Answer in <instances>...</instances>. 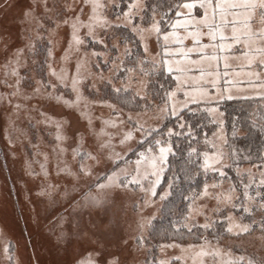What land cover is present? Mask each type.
<instances>
[{
	"label": "snow or ice",
	"instance_id": "obj_1",
	"mask_svg": "<svg viewBox=\"0 0 264 264\" xmlns=\"http://www.w3.org/2000/svg\"><path fill=\"white\" fill-rule=\"evenodd\" d=\"M84 2L90 5L87 19H81L83 9L75 16H64V12L69 10L71 5L58 4L56 0H53L52 9L48 7L47 0H35L33 6L24 13L26 19L35 20L36 28L41 29L44 25L36 9L42 8L45 14L55 10L54 15L71 29L65 53L72 49L73 45L78 49L83 43L80 35L83 28L87 29L86 36H91L93 39H96L97 28L105 32L109 28L117 31L127 29L130 33L112 46L116 54L104 59L105 67L99 64L104 54L93 53L97 61L92 64V67L96 71L95 73L88 71L87 75L98 77L102 82L105 88L104 96L107 98H101L100 103L107 104L115 114V118L105 120L103 123L112 127L122 126L124 124V120L120 119L122 109L117 107L122 105L124 108L132 109L126 114V118L133 126L126 131H121L120 138L115 141L113 139L115 133L107 134L108 139L99 145L101 150H107L105 167L103 171L97 172L95 179L87 185L86 189L81 190L79 200L74 202L78 204L83 201L85 205L100 206L105 202L104 194L109 190L130 189L139 190L141 193L139 202L133 201V208L138 213H143L145 208L151 206H158V210L163 211L169 198L177 189L179 181H190L201 171L207 179L209 170L219 172L220 177L223 178L224 172L221 168L225 153L223 148L214 142L215 139L223 138L224 113L219 111V102L249 99L248 96L239 94L241 89H237L238 94H232V89L240 85H243V91L251 89L254 95L264 101V0H156L152 5L145 0H130L118 14H109L114 17L111 20L104 14L105 5L101 3V0H84ZM149 13L150 19L145 20V16ZM45 18L51 19L47 16ZM142 24H146L147 27L141 26ZM153 34L156 46L160 49L155 55L149 53V42ZM115 35L116 33L113 32V36ZM133 37L138 38L143 44L142 52L132 51L130 44ZM188 37H191V47L184 45ZM203 37H207V43L204 42ZM37 38H40L39 31ZM47 43L48 46L45 48L47 55L43 63L57 83L47 80L43 83V87L53 90L57 89L58 84L67 87L69 72L63 65L59 69L52 66L50 61L53 56L52 41L49 40ZM99 43L104 44V41L101 39ZM121 45H123L122 50ZM27 48L29 53L34 55L35 41L29 40ZM105 48L107 49V45ZM23 52V48L17 50L15 59L12 60L15 67L11 68V75L18 74L17 68ZM65 58L61 57L62 60ZM230 58H234L238 63L230 64L228 62ZM221 61L224 62L225 69L223 75L220 72ZM86 67V61L77 60L75 72L71 75V88L75 93V100H64V103L78 105L83 99L78 85L85 79L82 69ZM229 69L232 71H228ZM105 70L108 73L107 76H105ZM165 74L170 78L168 88L160 84L159 91L155 90V84H159V78L164 77ZM241 76L245 79L241 80ZM153 77L157 78L155 83L152 80ZM225 77L229 79L225 80ZM117 80L120 81L118 85L115 83ZM4 83L7 84V80ZM16 84L19 85V80ZM8 86L11 87V85ZM92 86L95 87L94 84ZM18 91L17 87L9 95L15 96ZM34 91L39 92L40 86ZM96 91L99 92V89ZM48 94L51 95L50 92ZM56 99L60 100L62 97L57 96ZM192 104L197 106V110L204 105L205 107L201 110L202 118L206 116L208 120L219 126L220 137L214 133L213 140H209L206 136L203 140L202 147L210 146L212 151H201L196 146L200 143L199 134L193 125L184 119L182 110ZM15 107L19 108L20 105L16 104ZM136 108L140 111L133 115ZM189 111L195 110L189 109ZM148 113L152 114L149 117L151 122H142L143 116ZM169 117H175V124L172 126L166 123ZM249 119L253 127H258L261 132H264V105L253 112ZM60 128L61 124L57 123V141L63 138ZM137 133H139L138 139ZM232 134L234 136L237 134L235 123ZM180 141L186 143V150L181 149ZM131 143H136V146L140 148L138 153H135V149L130 146ZM117 144L125 149L123 153L115 150ZM72 151L74 155L81 157L79 171L73 175L91 176L93 169L85 165L84 160L92 159L99 164V158L85 151L80 145ZM178 152L181 153L183 163L174 167L170 163V157H176ZM128 153H135L136 159L134 161L127 159ZM230 155L235 157L236 154L233 152ZM261 160L264 161V156H261ZM233 164L236 165L237 176H242L235 159ZM41 167L44 166L41 165ZM251 182L249 180L245 183L243 179L240 180L244 189L242 193L244 203L235 202L234 185H230L226 191L215 193L217 206L213 212L219 213L223 221L222 226L226 225L223 228L226 234L237 236L249 234L256 224L255 221L251 224L237 221L229 210V206L232 209L240 207L245 213H250L257 207L256 204H253L251 208L248 206L254 200L249 191ZM260 184L264 185V180H261ZM217 186L218 184L212 185L213 188ZM209 187V184L205 182L202 191L191 190L190 195L184 197L189 201L186 210L173 212L171 208L167 209L175 217L169 221L166 230L167 237L172 241L167 247L179 248L182 253H188L192 264H264V255L258 258L254 255H234L231 248L225 251L219 246L213 247L204 235H197L201 230L215 231L216 220L202 211V205L195 206V201L201 196L210 195ZM72 191H75V188ZM257 195L260 196L259 209L264 213V196L259 193ZM199 215L204 216L203 224L196 220V216ZM154 219L155 213L148 217L138 215L137 228L140 235L135 238L138 243H144L145 230L149 232L155 230ZM259 231L261 240H264V215L259 221ZM191 238L198 239L202 243L199 245L186 243ZM214 238L218 240L219 235ZM4 253L8 264H14L15 257L12 255L11 243L5 245ZM90 257L91 254L88 259L81 260L79 264H95ZM108 264H116L115 259L108 261ZM159 264H165V261H160Z\"/></svg>",
	"mask_w": 264,
	"mask_h": 264
},
{
	"label": "rangeland",
	"instance_id": "obj_2",
	"mask_svg": "<svg viewBox=\"0 0 264 264\" xmlns=\"http://www.w3.org/2000/svg\"><path fill=\"white\" fill-rule=\"evenodd\" d=\"M34 2L35 0H0V264H8L4 253V247L8 243L12 245L14 264H79L81 260L88 259L90 254L95 264H108V261L113 259L116 264H159L160 261H165V264H192L188 253H182L179 248L167 247L172 241L161 243L154 251L149 241L148 230L143 232L144 243L137 242L135 238L140 235L137 228L138 215L148 217L155 213L157 218L160 214L158 206L145 208L143 213H138L133 208V201L139 202L141 196L139 190H109L104 194L106 200L100 206L85 205L83 201L78 204L74 202L79 200L81 190L86 189L95 179L97 172L103 171L105 167L107 150H101L99 145L108 139L107 134L115 133L113 137L115 141L120 138L121 131L133 126L126 118L130 110L123 109L120 105L117 107L122 109L120 119L124 120V124L112 127L103 123L105 120L115 118V114L107 104L100 103L101 98H105L102 93V82L98 77L87 75L88 71L92 73L96 71L92 67L97 61L93 53L104 54L99 64L105 67L104 59L115 56L112 46L121 38L115 29L109 28L105 32L97 28L96 39H93L86 36L87 29L83 28L80 32L83 43L78 49L73 45V48L65 53L71 34L70 27L54 15L55 10L45 14L42 8H37V15L44 25L43 28L37 29L36 21L26 19L24 15ZM56 2L71 5V8L64 12L66 17L75 16L81 9H83L81 19H87L90 13V5L85 4L84 0ZM47 3L52 9L53 0H47ZM101 3L105 5L103 11L110 20L114 17L109 14H118L120 0H101ZM141 26L147 27L146 24ZM38 31L40 38H37ZM113 32L116 33L115 36ZM101 39L104 44L99 43ZM189 39L191 37L184 42ZM29 40L36 43L34 55L30 54L27 48ZM49 40L52 41L53 56L50 58L52 66L59 69L63 65L69 72V79L66 81L68 86L58 84L55 90L43 87L47 80L57 83L43 63ZM184 45L191 47L188 44ZM21 48L24 52L20 55L18 74L11 75V68L15 67L12 60L15 59L17 50ZM122 48L123 45L121 50ZM158 51L160 49L156 46L153 34L149 42V53L155 55ZM61 57L66 58L62 60ZM77 60L87 62V67L82 69L85 79L78 85L83 99L78 105L66 104L64 100H75V93L71 88V75L75 72ZM228 62L233 65L238 63L234 58H230ZM221 63L223 66L220 64V72L223 75L224 62ZM228 71L231 72L232 69ZM107 75L105 70V76ZM224 79L227 80L229 77ZM240 79L243 80L245 77L241 76ZM5 80L7 84L4 83ZM115 83L118 85L120 81L117 80ZM38 86L40 91H34ZM17 87L19 89L17 95H9ZM237 89H241L239 92L241 95H254L251 89L243 91V85L233 88V95L238 94ZM57 96L62 99L57 100ZM16 104L20 107L16 108ZM139 111L134 110L133 115ZM219 111L222 112L220 106ZM151 115L148 113L143 116L142 122H151L149 120ZM57 123L61 124L60 134L63 138L60 141L56 139ZM214 133L220 137L219 126L207 138L213 140ZM222 134L223 138L215 139L214 142L222 147L225 153L221 168L224 177L221 178L219 172L209 170L208 173L212 174V178L207 181L210 195L201 196L195 201V206L202 205V211L215 220L220 217L219 213L213 212L217 206L215 193L226 191L230 185H234L235 202L244 203L242 197L244 189L240 180L243 179L245 183L251 180L249 191L254 200L248 206L251 208L256 204L257 207L253 209L255 211L259 209L260 202L257 193L261 195L264 188V185L260 184V181L264 180L262 175L264 161L260 164L239 166L242 176H237L235 168L237 176L235 179L227 176L229 157L225 143L227 141L225 125ZM138 137L139 133L137 139ZM77 145L100 160L99 164L92 159L84 160L85 165L93 169L91 176L73 175L78 173L81 162V157L74 155L72 151ZM130 146L137 148L136 143H131ZM115 150L121 153L125 151L118 144ZM204 150L212 151L210 146ZM130 154L128 153L126 158L134 161L136 155L130 157ZM216 184L218 186L213 188L212 185ZM73 188L75 191H72ZM229 210L237 221L246 224L253 222L245 220L237 213V209L229 206ZM196 220L200 224L205 222L203 215L196 216ZM254 221L258 226L256 225L257 228L254 231L252 229L249 234L239 236L228 234L225 238L207 240L213 247L219 246L225 251L231 248L234 255H252L254 252L258 256L264 255L262 247L264 240H261L259 231V214L255 215ZM186 243L199 245L202 241ZM177 257L181 259H176Z\"/></svg>",
	"mask_w": 264,
	"mask_h": 264
},
{
	"label": "trees",
	"instance_id": "obj_3",
	"mask_svg": "<svg viewBox=\"0 0 264 264\" xmlns=\"http://www.w3.org/2000/svg\"><path fill=\"white\" fill-rule=\"evenodd\" d=\"M121 5L117 13L120 12L121 9H124L125 6L130 2V0H120ZM156 0H146V3L149 5H152L155 3ZM171 15V14H170ZM150 19V13L149 15L145 16V20ZM139 22V21H137ZM164 27H167V25H164ZM117 35L120 36V38L129 36L130 33L127 29L117 31ZM131 49L135 52H142L143 51V45L139 42L138 38L133 37ZM153 82L157 80L156 77L152 78ZM170 83V78L167 74H165L164 77L159 78V84H155V90L159 91V85L163 84L164 88H168ZM103 96L105 94V88H102ZM162 94V92H161ZM105 97V96H104ZM107 98V97H105ZM115 102V101H114ZM261 105H264V101L260 99V97H249L247 100H222L219 102V106L224 113V120H225V130H226V137H227V143L226 148L228 152L229 157V164L226 168V173L228 177H231L232 179L237 178L236 176V165L233 164V159H235L238 162L239 166L246 165V164H253L257 163L260 164L262 162L261 156H264V132H261L258 127H253L252 121L249 119V116L259 109ZM123 109L132 110L131 108H124L122 105H120ZM204 105L200 106V110H197V106L195 104L190 105L188 108L183 109L182 113L184 116V119L188 121L193 127L196 129L197 133L199 134V141L200 143L196 145L200 148L201 151H204V148L202 147L203 140L206 137H208L209 134L214 132L218 125H216L214 122H211L205 117L202 118L201 116V110L204 108ZM189 109H193L195 111H189ZM135 110H140L139 108H136ZM258 118V117H257ZM166 123H169V126H172L175 124V117H169V120L166 121ZM235 123L237 134L234 136L232 134L233 132V124ZM180 147L182 150H186V143L183 141H180ZM140 151V148L135 149V153H138ZM235 153V157H232L230 153ZM135 153H131L130 157L133 155H136ZM195 159V157L193 158ZM170 163L174 167H178L180 164L183 163V158L181 156V153L178 152L176 157H170ZM195 171V168L193 169ZM212 178V174L207 173V179L203 172L199 175L194 176L192 180H183L178 182L177 189L173 192L172 196L169 198V201L167 202L165 209L163 211H160V214L157 218L153 220V224L155 226V230L149 232L148 237L149 241L152 244V248L154 251L158 248V246L163 242L171 241L166 234V230L168 229L169 221L171 219H174L175 217L171 215L168 212V208H171L173 212H180L186 210L187 204L189 203L188 200H185L184 197L190 195L191 190L201 191L203 188V185L205 182L210 180ZM261 196H264V188L261 192ZM237 209V213L241 215L245 220H248L249 222L254 221L255 215L259 214V219H261V216L264 215L260 211V209L255 210L250 213H245L243 211V208H235ZM255 209V208H254ZM223 225V221L220 219V217L216 218V225H215V231L213 229H209L206 232L201 230L197 235H204L206 238L215 239L214 237L216 235H219V238H225L228 236L223 230L226 225ZM258 224H255V227H253V231L257 228ZM195 231V230H194ZM199 242L200 240L191 238L187 240L186 242ZM179 242V241H178ZM257 258L258 255L255 254Z\"/></svg>",
	"mask_w": 264,
	"mask_h": 264
},
{
	"label": "crops",
	"instance_id": "obj_4",
	"mask_svg": "<svg viewBox=\"0 0 264 264\" xmlns=\"http://www.w3.org/2000/svg\"><path fill=\"white\" fill-rule=\"evenodd\" d=\"M203 40H204V42L206 43V42H208V40H207V37H203ZM184 44H188V45H190V46H192V44H191V39H189L187 42H184ZM223 66V64L221 63V67ZM248 97H259V96H248Z\"/></svg>",
	"mask_w": 264,
	"mask_h": 264
}]
</instances>
